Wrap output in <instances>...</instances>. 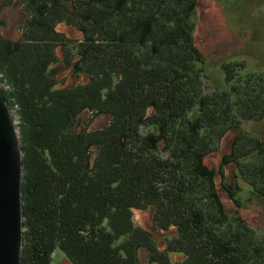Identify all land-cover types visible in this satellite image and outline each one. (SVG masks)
Listing matches in <instances>:
<instances>
[{"label": "trees", "instance_id": "16d2710c", "mask_svg": "<svg viewBox=\"0 0 264 264\" xmlns=\"http://www.w3.org/2000/svg\"><path fill=\"white\" fill-rule=\"evenodd\" d=\"M23 2L28 42L10 41L17 49L0 39V86L9 107L20 109L14 118L21 116L23 264H52L58 249L72 264H172L173 252L183 264H257L255 256L264 264V234L237 223L220 195L221 187L238 207L247 196L264 201V141L239 131L219 170L205 164L231 130L264 119V75L238 91L245 120L226 116L216 122L224 128L218 133L214 117L232 111L230 100L213 104L203 95L194 28L174 18L194 0ZM64 18L85 36L60 58L64 43L55 46L54 36L64 37L55 30ZM70 67L77 78L62 87L58 74ZM46 72L52 83L44 82ZM197 103L201 128L181 123L184 107ZM86 114L108 122L76 131ZM230 165L233 177L225 173ZM150 208L160 231H179L166 248L132 220L135 209ZM142 248L149 249L146 261Z\"/></svg>", "mask_w": 264, "mask_h": 264}, {"label": "rangeland", "instance_id": "374dc122", "mask_svg": "<svg viewBox=\"0 0 264 264\" xmlns=\"http://www.w3.org/2000/svg\"><path fill=\"white\" fill-rule=\"evenodd\" d=\"M71 1L73 2V0ZM0 3V39H2V43L11 47L10 45H16L14 43L10 44V41H15L18 45L22 41L28 42L26 36L23 35L30 28L23 11L26 3L23 0H13L11 3H8V0H0ZM72 9L70 6L69 11H73ZM188 12L190 14L187 15V18L186 14ZM174 18H178L181 25L190 23L194 28L193 41L197 49V57L193 60V63L194 69L200 75L199 83L201 87L203 86V95L210 96L213 104L220 102L219 98L222 97L230 100L228 105L232 106V111L228 112V114L225 111L216 114L214 124H216L217 128L214 131L218 132L224 129L221 125L218 126L216 122L226 120V116L230 115V118L227 119L230 123L235 120L244 121L245 119L242 118L243 112L240 109L238 91L241 92L246 86H249L250 89L253 78L258 80L260 76L264 75V0H194L191 9L188 6V2L184 3ZM69 21H73L72 18H64L57 22L55 27V30L64 36H54V38L56 37L55 46L59 44V41L64 43V45H57L56 53L60 58H63V51L66 48H70L71 44L76 48V42L82 41L83 36H85L78 27ZM50 39L52 40L53 38ZM20 40L22 41L20 42ZM17 46L16 48L18 49L20 45L19 47ZM17 55L18 53L15 51V56ZM49 72L53 73L54 71L50 69ZM49 72H46L45 77L42 78L44 82L50 81L52 83L54 78L52 75L49 77ZM0 76L3 77L2 74ZM59 78L63 81L61 85L63 87L74 84L77 76L73 73L72 67H70L68 70L60 72L58 74ZM81 79L83 83L88 81L87 76ZM3 82H6V80L3 79ZM259 84L261 86L259 89L264 88L263 83L259 82ZM35 88L38 89V84ZM26 89L31 91L29 88ZM59 97L61 99V96ZM168 101L170 100H164L165 103H168ZM47 102L48 100L45 103ZM188 106L189 104L184 107V116L179 121L181 123L185 121L187 123L192 122L193 126L201 128L203 113L200 105L197 103L192 108H188ZM15 109L20 112L18 106ZM15 109L13 108L12 111ZM211 109L213 111L214 106ZM147 112L150 113L151 109H148ZM152 113V116L155 115L153 110ZM90 116L89 114L84 115L81 118L80 126H77L75 130H80L79 132L97 130L108 122L107 116L93 118L92 121H88ZM159 117L162 118V116ZM14 119L17 125H20L21 116L15 115ZM208 121L210 122L211 119H208ZM85 124L88 125L86 126ZM177 127L181 132H184L186 128L185 125H180V123L177 124ZM210 129L208 128V130ZM239 131L254 134L261 141H264V119L260 121H245L240 129L231 130L221 143H217L218 151L205 158V164L209 168L219 170L222 157L231 152L232 139ZM175 132L179 131L176 129ZM199 135L198 133L196 134L198 141ZM229 167L225 170V173L232 177L235 176L237 173L236 167L234 165ZM237 181L244 188L243 192L247 189L249 191V186L246 183L240 179H237ZM220 195L227 206L229 215L235 216L237 223L247 224L258 233L264 234V201L247 196L246 202L244 197L240 198L241 207H238L221 187ZM153 214L154 210L152 208L148 210L135 209L132 220L137 226L151 233L149 236L154 238L158 247L166 248L168 238L176 237L179 231L174 227L169 231H160L153 219ZM25 232L26 228L24 229ZM140 253L142 260L146 261L149 249L142 248ZM171 260L172 264H183L184 257L181 253L173 252ZM253 260L257 264L260 262L257 256ZM52 264L72 263L58 249L52 255Z\"/></svg>", "mask_w": 264, "mask_h": 264}, {"label": "water", "instance_id": "95a60500", "mask_svg": "<svg viewBox=\"0 0 264 264\" xmlns=\"http://www.w3.org/2000/svg\"><path fill=\"white\" fill-rule=\"evenodd\" d=\"M24 151L0 86V264H23Z\"/></svg>", "mask_w": 264, "mask_h": 264}]
</instances>
